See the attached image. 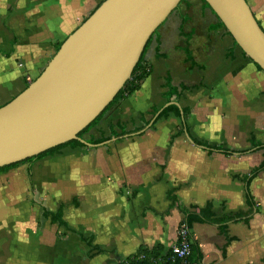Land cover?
Instances as JSON below:
<instances>
[{
    "label": "crops",
    "instance_id": "0c3cea01",
    "mask_svg": "<svg viewBox=\"0 0 264 264\" xmlns=\"http://www.w3.org/2000/svg\"><path fill=\"white\" fill-rule=\"evenodd\" d=\"M102 1L0 0V107ZM245 1L264 31V0ZM141 57L148 75L83 148L0 174V264H115L140 247L167 250L183 211L208 205L216 219L250 213L194 222L190 264H264V72L203 0H181ZM171 104L190 112L159 117ZM59 203L68 228L42 214ZM78 233L103 252L92 256Z\"/></svg>",
    "mask_w": 264,
    "mask_h": 264
},
{
    "label": "water",
    "instance_id": "95a60500",
    "mask_svg": "<svg viewBox=\"0 0 264 264\" xmlns=\"http://www.w3.org/2000/svg\"><path fill=\"white\" fill-rule=\"evenodd\" d=\"M180 1H102L39 76L0 107V167L71 140L86 144L78 134L123 87L148 40ZM203 1L264 72V31L246 1Z\"/></svg>",
    "mask_w": 264,
    "mask_h": 264
},
{
    "label": "trees",
    "instance_id": "16d2710c",
    "mask_svg": "<svg viewBox=\"0 0 264 264\" xmlns=\"http://www.w3.org/2000/svg\"><path fill=\"white\" fill-rule=\"evenodd\" d=\"M204 3H205V1H204ZM219 24L221 26H223L220 21H219ZM59 46L57 47V49L59 48ZM254 65L256 66V68L258 70H261L258 65H256V64H254ZM148 73H149V68L142 65V57H140L139 61L136 63L135 67L133 68L129 79L125 82L123 87L118 91V93L115 95L113 100L108 104V106L103 110V112L98 115V117H96L86 128H84L78 134V137L82 138V136L84 134H86L89 130H91L100 121V119L102 118L104 113L109 108H111L115 103H117L119 100L126 98L129 94H131L132 92L137 90L140 87L143 80L148 75ZM170 88L171 87H169L168 89H170ZM180 90L183 91L186 89L184 87H181ZM178 96H179V94H176L175 99ZM181 111H182L184 117L190 112V110L187 108L179 109L177 106L171 104V105L167 106L166 108H164L160 112L159 117H165L167 114H170V113L176 117H179ZM120 134L123 135L124 133L121 132ZM104 140H106V139L92 140L90 142H92L93 144H98ZM66 146H69L72 148H75V147L83 148L84 147V145L82 143H80L79 141L71 140V141H68L66 143L52 147V148H50L44 152H41L35 156H32L30 158H27V159H24L22 161L15 162V163L3 166V167H0V174L6 172L8 169L15 167V166H17L23 162H33L35 160L42 159L46 156L57 154L60 149L66 147ZM216 149H218V147H216ZM223 152L226 153L228 151H223ZM263 166H264V162L262 164V167ZM246 194H247L248 200H250V202H251L252 200H251V196H250L249 191H247ZM65 206H66L65 204L59 203L58 207L56 208V210L54 212L47 211V209L43 208L42 214L45 217H48L50 219V222L56 223L59 226H64L65 228H68L66 226V223L62 220L63 209L65 208ZM209 208L210 207L208 205L205 209L195 210V212H193V213H188V212L183 211L184 212L183 223H185V225L188 229L189 237L191 236L190 229H191V226L194 222L222 223V222H227V221H236V220H240L242 217H246L250 213L249 211H246L243 213H238L235 215L226 216V217L216 219V218L211 217V212H210ZM69 230H71V229H69ZM78 236H79L80 240H82L86 243V245L92 247V249L95 250L94 253L92 254V256L94 254H99V253L103 252V249L101 247H99L98 245L92 244V240H93L92 237L85 238L80 233H78ZM191 247L193 249V244L191 245ZM170 253H171L170 248L167 250H164L163 247L159 246V245H156L155 247H152V248L140 247L135 253H133V254H131V255L123 258V259H120V261H118L117 264H124V262H122V260L127 261L128 264H182V262L179 260L171 261L170 260V255H171ZM185 264H190L189 256L186 259Z\"/></svg>",
    "mask_w": 264,
    "mask_h": 264
},
{
    "label": "built area",
    "instance_id": "2783aa9c",
    "mask_svg": "<svg viewBox=\"0 0 264 264\" xmlns=\"http://www.w3.org/2000/svg\"><path fill=\"white\" fill-rule=\"evenodd\" d=\"M169 248L171 251L170 260H179L182 262V264H185V261L190 255L191 250L190 237L185 223L182 222L178 226L175 236V242ZM118 261L115 264H117ZM122 262H124V264H128V262L125 260H122Z\"/></svg>",
    "mask_w": 264,
    "mask_h": 264
}]
</instances>
